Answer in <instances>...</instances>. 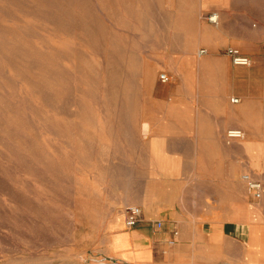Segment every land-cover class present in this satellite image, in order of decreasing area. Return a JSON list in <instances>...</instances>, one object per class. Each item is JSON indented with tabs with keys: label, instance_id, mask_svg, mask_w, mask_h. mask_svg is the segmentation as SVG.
Masks as SVG:
<instances>
[{
	"label": "rangeland",
	"instance_id": "rangeland-1",
	"mask_svg": "<svg viewBox=\"0 0 264 264\" xmlns=\"http://www.w3.org/2000/svg\"><path fill=\"white\" fill-rule=\"evenodd\" d=\"M196 122H225L222 143L148 154L153 128ZM158 162L187 179L167 176L169 202L225 204L205 264H264V0H0V264H109L108 228Z\"/></svg>",
	"mask_w": 264,
	"mask_h": 264
},
{
	"label": "crops",
	"instance_id": "crops-1",
	"mask_svg": "<svg viewBox=\"0 0 264 264\" xmlns=\"http://www.w3.org/2000/svg\"><path fill=\"white\" fill-rule=\"evenodd\" d=\"M221 111L225 116V104ZM189 127L192 129H183L182 135L164 134L153 128L151 134L144 135L142 140L147 144L148 154L157 153L158 156L162 144L166 149V143H185L188 139L195 143H222L225 122H196ZM242 128L247 130L244 124ZM256 129L260 131L259 124ZM158 164L153 172L148 166L140 179L141 186L132 189L136 194L132 196L131 203L141 209L137 225L126 229L120 220L111 222L102 253L106 261L109 264H205L212 262L215 249L225 254V204L212 206L205 201H192L191 205L183 201L178 204L169 202L164 196L170 180L167 176L180 175L185 182L187 179L182 177V170ZM246 211L249 212L243 208L244 215ZM157 223L161 226L158 227Z\"/></svg>",
	"mask_w": 264,
	"mask_h": 264
},
{
	"label": "built area",
	"instance_id": "built-area-1",
	"mask_svg": "<svg viewBox=\"0 0 264 264\" xmlns=\"http://www.w3.org/2000/svg\"><path fill=\"white\" fill-rule=\"evenodd\" d=\"M210 23L215 24L218 21V16L215 13H210L206 18ZM204 53V50H200L199 54ZM227 55L230 57L231 63L234 66H249L251 61L250 58L242 55L238 50L229 48L226 51ZM167 79L166 75H161V80L165 81ZM236 99H233V102H236ZM244 132L240 128H229L225 132V139L227 141L239 140L242 139ZM242 179L245 182L248 192L255 198L259 199L262 195V184L261 182L253 179L249 174H243ZM141 217V209L137 206H129L124 209V225L126 228L134 227ZM157 226L160 227L161 224L157 223Z\"/></svg>",
	"mask_w": 264,
	"mask_h": 264
},
{
	"label": "bare ground",
	"instance_id": "bare-ground-1",
	"mask_svg": "<svg viewBox=\"0 0 264 264\" xmlns=\"http://www.w3.org/2000/svg\"><path fill=\"white\" fill-rule=\"evenodd\" d=\"M231 110H232V109H231ZM243 139H244V137H243ZM243 139H241V140H243ZM243 141H244V140H243ZM246 144H247V142H246ZM246 144H245V145H246Z\"/></svg>",
	"mask_w": 264,
	"mask_h": 264
}]
</instances>
